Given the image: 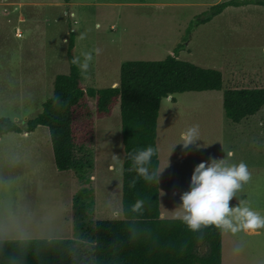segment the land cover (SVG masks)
<instances>
[{
	"label": "rangeland",
	"instance_id": "rangeland-1",
	"mask_svg": "<svg viewBox=\"0 0 264 264\" xmlns=\"http://www.w3.org/2000/svg\"><path fill=\"white\" fill-rule=\"evenodd\" d=\"M226 1L0 0V118L24 128L40 113L52 96L55 76L68 73L70 34L73 58L83 62L85 53L92 55L87 71H81L83 84L95 89L118 85L123 62L160 61L182 45L178 60L220 71L223 85L218 92H189L161 101L160 211L165 219H179L180 197L190 191L195 167L232 152L230 163L245 162L252 178L230 207L245 200L264 216V107L234 124L222 106L226 89H264V7H228L201 23L210 17L212 6ZM193 125H199L200 147L184 149L181 134ZM89 146L93 166L80 180L72 172L57 170L50 152H37L51 149L46 128L0 136V208L6 200L26 207L31 227L38 223L44 230L33 233L32 239L73 237L72 200L82 188L93 190L83 224L122 218L124 150L118 105L108 118L95 120ZM113 155L119 159L113 160ZM221 245L223 264L229 256L235 264H264V229L235 235L221 231Z\"/></svg>",
	"mask_w": 264,
	"mask_h": 264
},
{
	"label": "trees",
	"instance_id": "trees-1",
	"mask_svg": "<svg viewBox=\"0 0 264 264\" xmlns=\"http://www.w3.org/2000/svg\"><path fill=\"white\" fill-rule=\"evenodd\" d=\"M71 0H65L66 3ZM253 5L264 7V0H234L210 8L211 15L201 20L207 23L228 7ZM74 40L68 38L66 57L68 73L56 75L52 96L43 104L40 113L21 127L8 118H0V136L31 133L38 127L48 131L55 168L72 172L83 180L92 169L93 150L89 146L94 135L95 120L108 118L118 105L121 122L122 218L90 220L82 218L89 207L93 190L82 188L72 200L73 237L71 239H32L24 264H221V230L204 229L203 240L196 238L180 219L161 217L159 182H146L129 171L128 153L152 146L156 155L152 169L159 168L157 121L163 99L173 95L222 90V74L218 70L198 67L180 61L178 54L184 46H177L173 55L160 61H125L120 65L119 82L115 87L95 89L82 81V71L72 63ZM66 101L54 107V97ZM222 106L231 123H240L255 116L264 107V89H226ZM136 178L135 187L130 182ZM145 201L143 209L132 211L138 200ZM135 228L133 236L130 229ZM14 245L5 247L0 264H5Z\"/></svg>",
	"mask_w": 264,
	"mask_h": 264
},
{
	"label": "clouds",
	"instance_id": "clouds-1",
	"mask_svg": "<svg viewBox=\"0 0 264 264\" xmlns=\"http://www.w3.org/2000/svg\"><path fill=\"white\" fill-rule=\"evenodd\" d=\"M96 54H100V49H96ZM91 59L92 55L85 53L83 62L79 57H74L72 63L79 65L82 71H87ZM65 104L66 101H61L60 97H54V107ZM198 140L199 125H193L181 134L182 143L179 144L184 149L193 145L199 149ZM156 154V149L152 146L129 152L131 167L128 170L135 171L136 176L146 182L158 183L162 171L150 167ZM233 155L234 153L228 152L227 158H210L209 162L199 163L191 176L190 191L184 192L180 197L182 203L178 218L199 240H203L204 229L209 227L233 235L242 231L256 233L257 230L264 229V216L247 206V201L241 200L237 206L230 207V201L239 197L237 194L252 178L245 162L230 163ZM118 159V156L113 155V160ZM135 184L136 178H133L130 187H135ZM144 203V200L138 199L132 205V211L139 212ZM130 233L135 236L136 229H130ZM32 238L31 219L26 207H14L11 201H4L0 208V257H4L7 245H14L13 252L4 258L5 264H24ZM240 249L238 244L234 251L239 252Z\"/></svg>",
	"mask_w": 264,
	"mask_h": 264
},
{
	"label": "crops",
	"instance_id": "crops-1",
	"mask_svg": "<svg viewBox=\"0 0 264 264\" xmlns=\"http://www.w3.org/2000/svg\"><path fill=\"white\" fill-rule=\"evenodd\" d=\"M242 122V121H241ZM240 122V123H241ZM234 124H236V123H234ZM237 124H239V123H237ZM42 141H45V142H48V141H46V140H42ZM156 146H157V139H156ZM158 150V149H157ZM37 152L38 153H45V154H48V152H50L51 153V156H52V158H53V153H52V147H51V149H48L47 147L44 149V151H42V150H37ZM160 158V153H159V151H158V159ZM159 163H160V161H159ZM158 170H159V168H158ZM161 217L162 218H164V216L162 215V213H161ZM40 232H44V230L40 227V224H38L37 223V225H35L34 227H32V233H40ZM222 257V256H221ZM228 260H229V262H228V264H235V263H233V261L231 260V258H230V256L228 257ZM225 261V260H224ZM221 264H223V258H221Z\"/></svg>",
	"mask_w": 264,
	"mask_h": 264
},
{
	"label": "water",
	"instance_id": "water-1",
	"mask_svg": "<svg viewBox=\"0 0 264 264\" xmlns=\"http://www.w3.org/2000/svg\"><path fill=\"white\" fill-rule=\"evenodd\" d=\"M113 87H115V86H113Z\"/></svg>",
	"mask_w": 264,
	"mask_h": 264
}]
</instances>
